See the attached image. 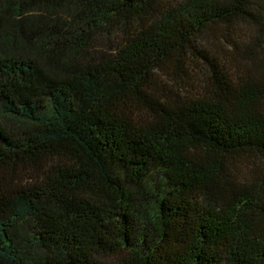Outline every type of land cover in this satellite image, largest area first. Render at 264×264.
<instances>
[{
    "label": "trees",
    "instance_id": "obj_1",
    "mask_svg": "<svg viewBox=\"0 0 264 264\" xmlns=\"http://www.w3.org/2000/svg\"><path fill=\"white\" fill-rule=\"evenodd\" d=\"M0 116V264H264V0H0Z\"/></svg>",
    "mask_w": 264,
    "mask_h": 264
},
{
    "label": "rangeland",
    "instance_id": "obj_2",
    "mask_svg": "<svg viewBox=\"0 0 264 264\" xmlns=\"http://www.w3.org/2000/svg\"><path fill=\"white\" fill-rule=\"evenodd\" d=\"M203 43L205 45H207L210 48H218V47H222L224 48V51L227 52L229 48H226V46H224L219 40H217L216 37H210L209 39L207 38V40H204ZM0 119L3 120V118L0 116ZM108 262H111V260H109Z\"/></svg>",
    "mask_w": 264,
    "mask_h": 264
}]
</instances>
